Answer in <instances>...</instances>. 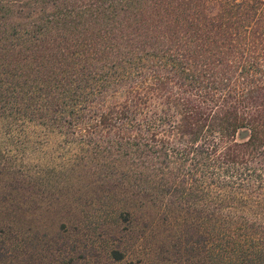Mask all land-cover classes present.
Returning <instances> with one entry per match:
<instances>
[{
	"label": "trees",
	"instance_id": "16d2710c",
	"mask_svg": "<svg viewBox=\"0 0 264 264\" xmlns=\"http://www.w3.org/2000/svg\"><path fill=\"white\" fill-rule=\"evenodd\" d=\"M18 115L97 156L74 178L140 235L178 222L215 264H264V0H0Z\"/></svg>",
	"mask_w": 264,
	"mask_h": 264
},
{
	"label": "rangeland",
	"instance_id": "374dc122",
	"mask_svg": "<svg viewBox=\"0 0 264 264\" xmlns=\"http://www.w3.org/2000/svg\"><path fill=\"white\" fill-rule=\"evenodd\" d=\"M86 150L38 120L0 117V264H215L214 249L187 244L178 222L140 235L117 210L105 211L104 201H95L98 186L87 193L74 178L83 170L93 180L101 174L97 156L89 166L78 163L93 157Z\"/></svg>",
	"mask_w": 264,
	"mask_h": 264
},
{
	"label": "water",
	"instance_id": "95a60500",
	"mask_svg": "<svg viewBox=\"0 0 264 264\" xmlns=\"http://www.w3.org/2000/svg\"><path fill=\"white\" fill-rule=\"evenodd\" d=\"M242 137V136H241Z\"/></svg>",
	"mask_w": 264,
	"mask_h": 264
}]
</instances>
